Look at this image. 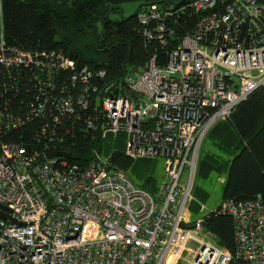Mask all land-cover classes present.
Returning a JSON list of instances; mask_svg holds the SVG:
<instances>
[{"label": "built area", "instance_id": "1", "mask_svg": "<svg viewBox=\"0 0 264 264\" xmlns=\"http://www.w3.org/2000/svg\"><path fill=\"white\" fill-rule=\"evenodd\" d=\"M137 20L164 64L153 48L119 79L0 29V204L22 223L0 218V264H264L263 195L209 211L232 219L234 255L188 213L207 133L264 85V0H152ZM76 133L161 160L155 194L100 149L72 160Z\"/></svg>", "mask_w": 264, "mask_h": 264}, {"label": "trees", "instance_id": "2", "mask_svg": "<svg viewBox=\"0 0 264 264\" xmlns=\"http://www.w3.org/2000/svg\"><path fill=\"white\" fill-rule=\"evenodd\" d=\"M151 1L0 0V29L7 44L25 50H61L78 66L103 69L109 79H119L130 70L142 68L153 48H157L159 65L164 64L162 50L156 44L144 43L137 13L116 19V15L122 14V5ZM111 138L112 143L117 138L116 143L111 148L107 141L105 148L98 145L100 141L76 133L66 141L70 149L67 154L74 161L85 162L91 150L104 148L111 167L129 179L127 173L134 162L158 160H132L125 156L124 135ZM204 141L214 150H200L195 179L206 181L212 175L225 174L220 202L264 196V85L238 104L230 117L218 121ZM136 186L152 195L157 190L150 178L140 180ZM208 196L195 181L193 200L189 203L194 215L199 211V203H205ZM203 229L214 237L217 246L234 255L233 222L228 215L208 213ZM230 264L239 262L233 259Z\"/></svg>", "mask_w": 264, "mask_h": 264}, {"label": "rangeland", "instance_id": "3", "mask_svg": "<svg viewBox=\"0 0 264 264\" xmlns=\"http://www.w3.org/2000/svg\"><path fill=\"white\" fill-rule=\"evenodd\" d=\"M141 2H135V3H128L122 5V14L121 15H116V19H121L125 18L131 14L137 13L139 10V7L141 6ZM122 16V17H121ZM121 134V133H120ZM107 137V136H106ZM105 137V138H106ZM101 140L100 145L102 147H106L107 143H111V148L113 147L115 141H117V138L115 139L114 143H112L113 139L111 136H108L107 140ZM108 141V142H107ZM125 142V139L123 138V144ZM106 150V149H105ZM201 153L206 152L208 150L213 151L214 148L209 146V144L205 141L201 145ZM102 152L104 155V148L102 149ZM157 162L154 161H146V160H139L134 162L130 170L128 171V175L134 185H137L140 183V180H144L146 178H150L151 181L158 187V185L162 182L163 178L165 177L164 171H163V163L161 160H156ZM196 183L203 188L208 194V200L205 203H199V211L197 215H194L190 209H189V218L191 221H194L195 219L205 216L209 213L210 210L214 209L219 205L220 200H221V192L223 188V184L225 181V174L222 176H216L212 175L210 179L206 181H198L195 179ZM193 200V197H192ZM191 248H194L192 244L189 245ZM187 256L184 255L182 259L179 261V264H187Z\"/></svg>", "mask_w": 264, "mask_h": 264}, {"label": "water", "instance_id": "4", "mask_svg": "<svg viewBox=\"0 0 264 264\" xmlns=\"http://www.w3.org/2000/svg\"><path fill=\"white\" fill-rule=\"evenodd\" d=\"M9 210L0 204V218L5 220L7 223L9 224H15V225H22V223H18L15 220H13L10 216H9Z\"/></svg>", "mask_w": 264, "mask_h": 264}, {"label": "crops", "instance_id": "5", "mask_svg": "<svg viewBox=\"0 0 264 264\" xmlns=\"http://www.w3.org/2000/svg\"><path fill=\"white\" fill-rule=\"evenodd\" d=\"M203 144V143H202Z\"/></svg>", "mask_w": 264, "mask_h": 264}]
</instances>
